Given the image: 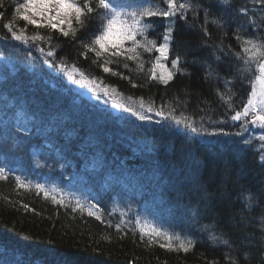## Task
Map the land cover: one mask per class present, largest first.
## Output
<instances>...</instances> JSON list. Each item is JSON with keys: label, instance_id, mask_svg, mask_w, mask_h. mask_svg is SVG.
Segmentation results:
<instances>
[{"label": "trees", "instance_id": "trees-1", "mask_svg": "<svg viewBox=\"0 0 264 264\" xmlns=\"http://www.w3.org/2000/svg\"><path fill=\"white\" fill-rule=\"evenodd\" d=\"M19 2L0 0V35L9 37L0 40V53L6 58H0V120L6 122L0 127V137L14 131L19 111L32 117L28 123L31 134L23 152L10 151L11 140L0 143V159L15 175L26 176L33 183H53L65 194L84 193L103 210L104 222L89 217L87 212H73L68 199L65 206H60L35 188L17 189L10 175L0 181V264H227L228 246L210 241L211 230L230 239L234 245L230 255L239 264H264V246L260 243L264 233L258 231L264 227L258 222L264 216V164L259 160L262 150L258 140L244 151L241 144L226 137L220 138L221 143L204 145L195 138L189 139L182 130L144 124L112 109L103 99L96 100L87 88L70 83L63 74L44 64L35 49L10 39L4 23L24 26L15 17ZM199 2L210 10L209 35L205 36L201 28L203 8L196 18L189 12L186 21L176 19L174 42L165 64L170 69L171 59L179 54L187 72L177 74L167 85L149 80L134 62H128V69L122 67L123 61L120 66L109 65L128 77L123 79L104 73L93 64V54L87 58L80 55L84 51L81 41L90 39L96 20L80 30L75 40L53 32L55 59L63 58L69 65L75 63L87 74L103 79L124 97H132L129 103L143 97L145 101L151 98L157 106L169 101L175 105L178 98L181 104L177 114L185 111L197 120L205 114L213 120L227 119L231 113L217 90L225 91L224 78H231L240 63L234 55L241 52L234 32L240 28L244 37H264V5H254L252 0H229L227 5H218L216 0ZM241 9H248L247 15ZM221 14L227 25L218 28L211 20ZM250 18L260 25L259 30L252 27ZM152 20L156 27L148 36L159 42L167 22L155 17ZM34 31L28 26V34ZM45 31L41 29L42 33ZM221 41L224 50L216 49L221 57L217 62L213 51ZM26 51H31L37 60H25ZM154 55L145 53L143 59L148 61ZM194 58L210 64L220 79L215 75L206 79L205 67L192 63ZM150 66L146 63L145 68ZM161 73L157 69V76ZM229 87L239 109L250 85L237 79ZM204 123L209 126L207 120ZM223 127L232 132L238 130L231 121ZM248 192L258 197V203L253 199L250 212L244 210ZM22 204H28L29 209L25 210ZM114 204L125 211L131 206L126 221L146 208L165 227L190 235L194 248L184 253L169 251L156 243L149 247L147 237L142 242L139 232L133 233L131 223L118 233L115 225L120 222L119 212L110 214ZM189 208H198L194 223ZM205 225L210 228L203 230ZM246 235L255 239L242 245L240 241ZM105 236L110 240H105ZM245 251L250 253L249 260L243 258Z\"/></svg>", "mask_w": 264, "mask_h": 264}, {"label": "snow or ice", "instance_id": "snow-or-ice-1", "mask_svg": "<svg viewBox=\"0 0 264 264\" xmlns=\"http://www.w3.org/2000/svg\"><path fill=\"white\" fill-rule=\"evenodd\" d=\"M216 2L218 5H227L229 0H216ZM252 3L254 5H264V0H252ZM201 8H203V5L199 0H20L18 6L15 7V17L22 20L24 26L16 27L9 21L4 23L3 27L10 34L11 40L19 42L28 49H35L44 64L55 69L57 73L63 74L70 83L87 88L96 100L103 99L104 104L110 103L112 109L126 113L134 117L136 121L144 124L159 125L165 130L171 128L182 130L188 134L189 139L195 138L204 145L211 146L221 143L220 138L226 137L229 141L241 144L243 146L241 151H244L253 144L254 140H258L261 142L260 150H262L260 151L259 160L264 164V134H252L255 129L264 130V37H244L240 35V28H237L234 32V38L241 48V52L234 55L240 63L235 68L231 78H224L225 91L217 90L219 99L226 106L228 112L231 113L227 115V119L220 120H213L207 114L199 117V120L185 111H179V114H177L178 107L181 104L178 98H176L175 105L169 101L157 106L151 98L145 101L143 97L138 98V101L129 103V101H133L132 97H124L123 93L119 92L116 87L105 84L103 79L87 74L75 63L69 65L63 58L59 61L55 59L56 46L52 43L53 32H58L64 37H71L75 40L80 30L86 29L89 22L96 20L97 27L91 32L90 39L86 43L81 41V47L84 51L80 55L87 58L90 53L93 54V64H97L98 67L102 68L104 73L113 76L119 75L123 79H128V77L124 76L122 72H117L109 65L116 64L120 66L123 61L122 67L128 69V62H134L137 70L144 72L149 80H159V82L167 85L177 74L187 72L184 61L179 54L171 59L170 69L165 66V62L169 60L170 50L174 42L173 34L176 19L186 21L189 12L192 13L193 18H196ZM203 11L204 24L201 28L204 35L208 36L207 24L209 23L210 10L203 8ZM241 11L245 15L248 13V9H241ZM2 15L0 13V17ZM154 17L162 18L167 22L160 34L159 42L157 39L148 36V33L154 31L156 27L155 22L152 20ZM211 22L218 28L227 25V21L222 14L214 16ZM249 23L254 29H260V25L256 24L255 20L250 18ZM28 26L35 29L32 34H28ZM41 29L46 31L42 33ZM224 35H227V33L225 32ZM8 38V36L0 35V40H7ZM44 45H47V47ZM216 49L223 52L222 41L215 46L213 51L215 61L219 62L221 57L216 54ZM228 49L231 51L230 45ZM145 53L150 56L153 53H156V55L145 61L143 59ZM0 58H5L3 53H0ZM24 59L35 61L37 57L33 56L31 51H26ZM146 63L151 65L147 69L145 68ZM192 63H199L205 67L206 79L213 75L220 79L219 74L206 61L194 58ZM158 68L164 69V72L159 76H157ZM237 79L246 80L250 85L246 101H242L239 109L234 105V97L231 94L232 89L229 87ZM132 86L136 87V84L133 83ZM201 111H204V109H201ZM16 115L17 122L14 131L0 137V143L11 140L10 151L23 152L31 134L28 123L32 117L24 111H19ZM154 117L158 119H154ZM205 120L208 121L209 126H205ZM228 121L232 122V126H237L238 130L235 132L226 130L223 125L227 124ZM5 124V121L0 120V127ZM245 133L249 135L245 137ZM235 137L241 139L234 141L233 138ZM137 150L133 149V151ZM10 175L13 176L17 189L28 191L35 188L37 193H43L44 197L50 198L54 204L65 206L66 194L63 189L55 184L48 187L42 183H33L26 176L15 175L14 170L9 168L3 159H0V181L7 180ZM206 195L207 193L204 194V196ZM204 196L201 197L202 200ZM254 198L258 203V197L248 192L245 197L247 201L244 205L245 211L250 212L252 210ZM4 199L8 200L7 197H4ZM68 206L72 207L73 212L77 210L87 212L89 217H95L97 221L104 222L103 210L86 197L74 196L69 198ZM22 207L25 210L29 209L28 204H22ZM129 211H131V206L127 211L121 210L118 204L112 206L110 214L119 212L120 215V222L115 225V230L118 233L123 232L124 228L131 223L133 233L138 231L142 242L147 237L149 247L156 243L159 247L169 251H182L184 253H188L194 248L195 241L190 235H182L170 227H165L155 215L147 212L146 208L144 212L136 213L133 220L126 221L125 218L128 216ZM188 211L191 221L194 223L199 216L198 208H189ZM258 222L264 224V216L260 217ZM107 223L109 227H112L111 221ZM209 228L210 226L207 225L202 226L203 230ZM258 231L264 233V227L259 228ZM103 238L110 240L108 236ZM208 239L212 242L219 241L220 244L228 246L229 251L225 253L227 264H239L238 260L230 255L234 247L230 239L224 238L214 230L209 231ZM254 239L255 237L246 235L240 243L247 245ZM260 243L264 246V235L260 237ZM243 258L249 260L250 253L245 251ZM212 264H215V262H212Z\"/></svg>", "mask_w": 264, "mask_h": 264}, {"label": "rangeland", "instance_id": "rangeland-1", "mask_svg": "<svg viewBox=\"0 0 264 264\" xmlns=\"http://www.w3.org/2000/svg\"><path fill=\"white\" fill-rule=\"evenodd\" d=\"M159 69V68H158ZM159 71L160 72H164V70L163 69H159ZM257 134H264L261 130H259V131H255L254 133H253V135H257ZM260 141H258V148H260ZM34 183H37V182H34ZM46 186H48V187H51L52 185L50 184V185H47V184H45ZM74 196H80L78 193H76V192H70L69 194H66V199H69V198H72V197H74ZM81 198H84V197H82V196H80Z\"/></svg>", "mask_w": 264, "mask_h": 264}]
</instances>
